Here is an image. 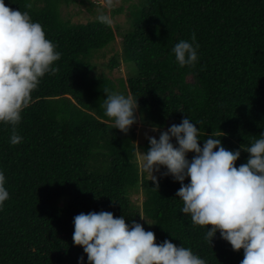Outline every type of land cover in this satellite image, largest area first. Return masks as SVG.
Instances as JSON below:
<instances>
[{"label": "trees", "instance_id": "16d2710c", "mask_svg": "<svg viewBox=\"0 0 264 264\" xmlns=\"http://www.w3.org/2000/svg\"><path fill=\"white\" fill-rule=\"evenodd\" d=\"M4 2L39 22L61 55L57 70L32 91L20 122H0V171L9 192L0 207V264H78L81 256L88 264L73 242V218L102 210L140 223L158 244L167 239L190 248L207 264H239L243 249L233 250L219 231L210 243L205 234L212 226L193 225L180 211V182L162 175L164 166L156 183L141 170L138 153L149 141L138 143L137 129L160 134L189 117L201 147L213 135L241 151L235 166L246 163L243 148L264 132V0H138L124 27L97 17L63 19V4L79 2L91 13L89 0ZM193 33L198 60L180 67L171 49ZM118 37L121 54L108 68L122 62L126 76L115 80L99 73L95 60ZM105 88L137 99V122L127 133L104 113ZM13 130L22 137L15 145Z\"/></svg>", "mask_w": 264, "mask_h": 264}, {"label": "clouds", "instance_id": "9594fccd", "mask_svg": "<svg viewBox=\"0 0 264 264\" xmlns=\"http://www.w3.org/2000/svg\"><path fill=\"white\" fill-rule=\"evenodd\" d=\"M107 4L111 7L112 0ZM97 19L111 23L104 13ZM198 48L193 33L190 41L175 43L171 52L180 67H192L198 60ZM60 55L39 22L0 0V122L13 126L20 122L32 91L46 73L57 70L53 63ZM104 93L105 115L114 128L127 133L137 122V99L107 88ZM196 125L186 117L161 131L159 139L147 137L149 148L141 153V168L154 183L153 170L160 166L166 168L162 175L180 182L176 193L183 201L180 211L190 215L193 225L212 226L207 228L206 240L211 243L219 231L233 250L243 249L239 264H264V132L243 148L249 155L246 163L237 167L241 151L226 149L213 135L204 139L201 147ZM21 140L13 130L9 142L15 145ZM188 153H194L191 160ZM5 181L0 171V207L9 198ZM73 226V242L82 246L88 264H207L190 248L167 239L156 243L152 231L135 221L127 224L123 215L114 217L103 210L81 212L74 216ZM78 264H84L83 256Z\"/></svg>", "mask_w": 264, "mask_h": 264}, {"label": "rangeland", "instance_id": "374dc122", "mask_svg": "<svg viewBox=\"0 0 264 264\" xmlns=\"http://www.w3.org/2000/svg\"><path fill=\"white\" fill-rule=\"evenodd\" d=\"M94 2L95 6H93V12L91 13L87 10L88 6L83 5L81 3H70L69 5L63 4L62 5V17L65 20H71L72 23H84L88 22L92 19H95L98 17L99 14L102 12H105L111 19L112 24H116L119 27H124L128 23V14L130 11V6L132 4H135L138 2V0H112V6L109 7L107 4V0H89ZM88 2V0H87ZM123 8V10L119 13L113 14L114 9H120ZM106 10H104V9ZM121 44L122 39L117 38V41L113 43L112 46H109L105 50L101 51L98 55V58L95 60L97 63V70L100 72H105L107 74L110 73V70L108 68V63L110 59L117 53L120 52L121 54ZM110 76L116 80V78L123 76L125 77V65L120 62L119 68L115 69L113 72L110 73ZM137 132H139L142 139L138 141V143H143L144 139L147 137H158L159 138V132L152 129H146L145 131H142L140 127L137 129ZM138 161L140 163L141 167V154L138 153ZM142 170V168H141ZM143 172L146 173L147 177L151 178L150 174L144 170ZM156 178L159 177L160 174V167L159 170H153L152 173ZM133 200L137 202L138 204H141L143 201L142 196H134ZM141 207V206H140Z\"/></svg>", "mask_w": 264, "mask_h": 264}]
</instances>
